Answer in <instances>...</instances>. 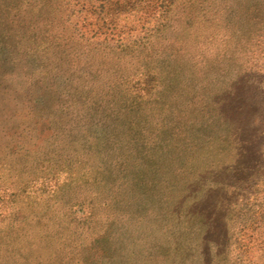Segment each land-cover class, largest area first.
Here are the masks:
<instances>
[{
	"label": "rangeland",
	"instance_id": "1",
	"mask_svg": "<svg viewBox=\"0 0 264 264\" xmlns=\"http://www.w3.org/2000/svg\"><path fill=\"white\" fill-rule=\"evenodd\" d=\"M40 3L0 0V264H264V0Z\"/></svg>",
	"mask_w": 264,
	"mask_h": 264
},
{
	"label": "trees",
	"instance_id": "2",
	"mask_svg": "<svg viewBox=\"0 0 264 264\" xmlns=\"http://www.w3.org/2000/svg\"><path fill=\"white\" fill-rule=\"evenodd\" d=\"M40 1H41V3H40L41 5H40L39 8L37 9V12H36V13H38V11H42V9H43V7H44L45 0H40ZM28 3H29V2H28ZM28 3L25 4V7L28 6V5L30 4V3H29V4H28Z\"/></svg>",
	"mask_w": 264,
	"mask_h": 264
}]
</instances>
